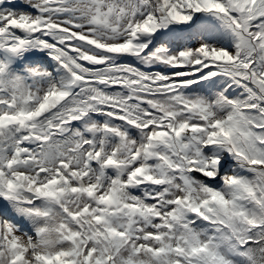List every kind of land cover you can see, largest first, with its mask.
I'll return each instance as SVG.
<instances>
[{
	"label": "snow or ice",
	"instance_id": "obj_1",
	"mask_svg": "<svg viewBox=\"0 0 264 264\" xmlns=\"http://www.w3.org/2000/svg\"><path fill=\"white\" fill-rule=\"evenodd\" d=\"M0 264H264V0H0Z\"/></svg>",
	"mask_w": 264,
	"mask_h": 264
}]
</instances>
